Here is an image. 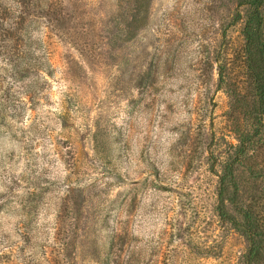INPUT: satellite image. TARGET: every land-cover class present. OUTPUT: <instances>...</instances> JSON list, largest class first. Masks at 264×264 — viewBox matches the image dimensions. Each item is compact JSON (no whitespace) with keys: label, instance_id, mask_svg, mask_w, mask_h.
Listing matches in <instances>:
<instances>
[{"label":"rangeland","instance_id":"rangeland-1","mask_svg":"<svg viewBox=\"0 0 264 264\" xmlns=\"http://www.w3.org/2000/svg\"><path fill=\"white\" fill-rule=\"evenodd\" d=\"M241 3L0 0V264H264Z\"/></svg>","mask_w":264,"mask_h":264},{"label":"trees","instance_id":"trees-1","mask_svg":"<svg viewBox=\"0 0 264 264\" xmlns=\"http://www.w3.org/2000/svg\"><path fill=\"white\" fill-rule=\"evenodd\" d=\"M243 5L252 9V12L247 16L244 26L242 29V36L244 40V56L245 65L252 84L251 90L253 92V98L256 105V114L261 117L264 114V38L261 30V20L259 17V11L264 5V0H242ZM238 18L240 13L237 14ZM21 16L19 17H8L2 16L0 14V47H3L5 41L11 38L14 27L21 23ZM260 118L257 124H260ZM256 128V127H255ZM258 131V130H256ZM255 133V132H254ZM254 134H244L238 138L239 141V153L237 156L226 166L225 175H223L220 180V193L223 194L224 188L222 186L224 183L233 185V170L235 163H241V157L243 153L245 154L246 144L252 140ZM258 135V134H257ZM257 137V136H255ZM221 219H226L224 212L219 211ZM245 222L239 224L235 222V225L240 227L249 242V248L246 255L245 264H255L262 252V246L260 241V235L257 233L258 227L251 222V217L247 211L243 213Z\"/></svg>","mask_w":264,"mask_h":264}]
</instances>
